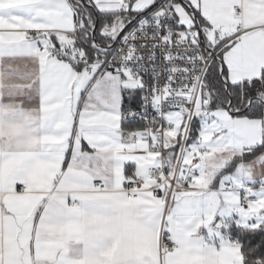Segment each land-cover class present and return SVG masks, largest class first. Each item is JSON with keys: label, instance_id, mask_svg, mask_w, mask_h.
Listing matches in <instances>:
<instances>
[{"label": "snow or ice", "instance_id": "obj_1", "mask_svg": "<svg viewBox=\"0 0 264 264\" xmlns=\"http://www.w3.org/2000/svg\"><path fill=\"white\" fill-rule=\"evenodd\" d=\"M0 264H264V0H0Z\"/></svg>", "mask_w": 264, "mask_h": 264}]
</instances>
